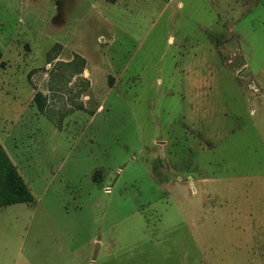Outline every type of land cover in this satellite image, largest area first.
<instances>
[{"label": "rangeland", "instance_id": "374dc122", "mask_svg": "<svg viewBox=\"0 0 264 264\" xmlns=\"http://www.w3.org/2000/svg\"><path fill=\"white\" fill-rule=\"evenodd\" d=\"M117 1L0 0V123L26 112L43 168L0 264H264V0ZM84 54L107 65L82 104L51 85Z\"/></svg>", "mask_w": 264, "mask_h": 264}, {"label": "crops", "instance_id": "0c3cea01", "mask_svg": "<svg viewBox=\"0 0 264 264\" xmlns=\"http://www.w3.org/2000/svg\"><path fill=\"white\" fill-rule=\"evenodd\" d=\"M104 1L103 5H107L105 0H101ZM122 0L117 1L115 3H111L112 7L115 8V10H117L118 7H120L119 3H121ZM107 7V6H105ZM102 16H100V23L101 21H106V12L101 14ZM120 17V13L116 12V17L118 18ZM99 23V21H98ZM201 28V27H200ZM110 37V36H109ZM111 38V37H110ZM89 54V52H88ZM96 56V54H95ZM95 56L93 57L94 60H92V62L90 61V55L84 54V62H85V68H52V74L54 76L55 81H53V84L51 85V89H56V90H60V89H64V88H69V89H75L77 90L78 93L81 94V97L78 98L80 102H82V104L84 103H88L90 101V98L88 97V93L87 90H90L91 88H97V86H99L100 84L97 83L96 81H92L91 77L94 76L96 78V76H101L104 75L106 73L105 70V59L102 60L99 56L97 59H95ZM86 57V58H85ZM193 64V63H192ZM193 67V66H192ZM195 67V66H194ZM193 67V68H194ZM103 77V76H102ZM104 81V80H103ZM99 82V81H98ZM40 87V86H39ZM35 90H37V87L34 88ZM33 89V90H34ZM37 93V92H35ZM3 101H6L5 103L10 104V105H20V107H23V103L18 102V98L15 97H6L2 99ZM35 100V94H32L29 98V102H32ZM65 102H70L71 100L68 99H63ZM25 102V101H24ZM52 102H56L57 101L52 99ZM63 102V103H65ZM62 103V104H63ZM69 104V103H66ZM24 110L26 109L23 108ZM53 111V109H52ZM26 112L24 113H20V112H15L14 113H10L7 115H4L1 117V121H4V124L0 123V145L3 148L4 152L6 153L9 161L12 163V165L15 167V169L17 170L18 174L21 176L22 180L24 181V183L26 184V186L28 187V189L30 190V193L32 195V200L30 202H16V203H12V204H7V205H1L0 208L2 207H6L9 205H13V204H18V203H32L35 200V195L32 189V186L34 188V179L31 177V175H29V170L30 168H32L33 172L36 173V178L37 176H40L42 170H40L41 164L40 161H37L36 159L38 158L37 155H35L34 153V149L31 147H26L22 150V148H20L18 146V138H20L19 136H22V134H19V130H20V125H22L20 123V121L22 120V117H24ZM38 115V114H36ZM11 125V127H10ZM9 126V127H8ZM62 128L60 129L57 125L55 126V133L61 131ZM43 169V168H42ZM54 168L47 166V170L52 171ZM53 173V172H52ZM54 174V173H53ZM37 181V180H36ZM42 181V179H41ZM47 185H43L40 183V189L41 191V201H42V196L45 195L46 190H47ZM66 212V211H64ZM67 213V212H66ZM51 216V215H49ZM45 220V219H44ZM39 221V223H45L46 221ZM102 229L99 228L98 233H102ZM100 246L101 247H107V245H103L102 241H100ZM53 245L55 244H51L50 248H47V251L49 252V257H44L41 258L40 260L38 259L34 264H55V260L54 257L52 255L53 252ZM42 246V243H40V248ZM115 248V247H114ZM27 264H29V261H27Z\"/></svg>", "mask_w": 264, "mask_h": 264}, {"label": "trees", "instance_id": "16d2710c", "mask_svg": "<svg viewBox=\"0 0 264 264\" xmlns=\"http://www.w3.org/2000/svg\"><path fill=\"white\" fill-rule=\"evenodd\" d=\"M0 153L2 157L0 173L5 174V176L1 178L3 186L0 187V206L16 202H30L32 200L30 190L18 174L15 167L9 161L1 146ZM9 177L10 179L13 178L16 183L12 182Z\"/></svg>", "mask_w": 264, "mask_h": 264}]
</instances>
